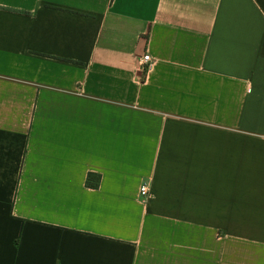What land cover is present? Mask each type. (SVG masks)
<instances>
[{"label":"crops","instance_id":"1","mask_svg":"<svg viewBox=\"0 0 264 264\" xmlns=\"http://www.w3.org/2000/svg\"><path fill=\"white\" fill-rule=\"evenodd\" d=\"M0 264H264V0H0Z\"/></svg>","mask_w":264,"mask_h":264},{"label":"built area","instance_id":"2","mask_svg":"<svg viewBox=\"0 0 264 264\" xmlns=\"http://www.w3.org/2000/svg\"><path fill=\"white\" fill-rule=\"evenodd\" d=\"M149 63V57L148 55L143 56L139 62H138V66L140 68L141 71H144L146 69V64ZM138 196L141 199V201L148 196V188L145 184H142L139 189H138Z\"/></svg>","mask_w":264,"mask_h":264},{"label":"trees","instance_id":"3","mask_svg":"<svg viewBox=\"0 0 264 264\" xmlns=\"http://www.w3.org/2000/svg\"><path fill=\"white\" fill-rule=\"evenodd\" d=\"M100 177L97 174L88 173L85 180V186L89 189H97Z\"/></svg>","mask_w":264,"mask_h":264}]
</instances>
